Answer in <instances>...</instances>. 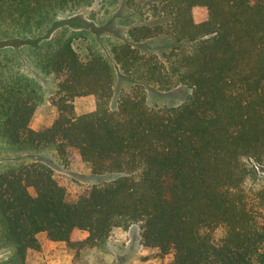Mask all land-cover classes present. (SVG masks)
I'll return each mask as SVG.
<instances>
[{
  "label": "trees",
  "instance_id": "obj_1",
  "mask_svg": "<svg viewBox=\"0 0 264 264\" xmlns=\"http://www.w3.org/2000/svg\"><path fill=\"white\" fill-rule=\"evenodd\" d=\"M93 1L0 0V146H52L65 167L72 151L98 178L69 201L63 173L0 164V247L24 264L41 251L40 233L101 251L115 229L136 226L141 247L169 264H264V0H126L155 23L111 47L132 84L115 107V67L92 46L80 54L58 18ZM161 36L167 52L142 49ZM23 58L57 80V116L38 130L42 90L19 72ZM150 86L190 93L149 108ZM80 96L93 97L94 110L76 117Z\"/></svg>",
  "mask_w": 264,
  "mask_h": 264
},
{
  "label": "rangeland",
  "instance_id": "obj_2",
  "mask_svg": "<svg viewBox=\"0 0 264 264\" xmlns=\"http://www.w3.org/2000/svg\"><path fill=\"white\" fill-rule=\"evenodd\" d=\"M198 19L202 18L201 12L197 11ZM149 13L135 14L126 5V0H94L90 5L78 6L74 10H68L59 14L58 18L64 23H70L66 28L65 35H73L75 49L84 54L87 47L92 46L98 50L115 67V80L111 107L116 106L117 98L121 91L128 90L131 82L123 75L120 68L113 60L111 47L114 44L123 43L128 39V30L131 27L144 23L153 25L154 20H147ZM64 30L59 29L54 36H59ZM10 43V42H9ZM172 46L170 39L157 37L142 45L145 51L162 54ZM4 55L0 56L3 60ZM10 56L9 53L5 57ZM18 67L19 72L38 82L42 90V103L37 109L32 121L33 129H42L50 126L56 116V107L51 100L56 97L57 80L54 74H44L23 58ZM5 62V61H3ZM2 62V63H3ZM5 67L3 69L2 67ZM8 66L0 64V72L7 70ZM190 90L184 86H178L170 91H159L150 86L146 90V104L149 108L176 107L182 104L189 96ZM76 117L94 110V99L91 96H80L74 99ZM6 144H2L3 152H0V164L4 168L26 165L39 162L50 168L63 173L68 178V200L75 201L82 190L94 183L98 178L94 177L89 168L79 160L71 151L70 164L65 167L58 159L54 147H46L34 151H11L6 150ZM2 151V150H1ZM87 236L86 232H78L77 239L82 241ZM41 251L26 258L24 264H169V258L163 260L156 258L151 249H143L140 245L139 228L132 226L127 230L115 229L104 250L95 251L88 249L71 250L65 244L50 241L45 233L37 235ZM13 247H0V264H18L13 257Z\"/></svg>",
  "mask_w": 264,
  "mask_h": 264
}]
</instances>
